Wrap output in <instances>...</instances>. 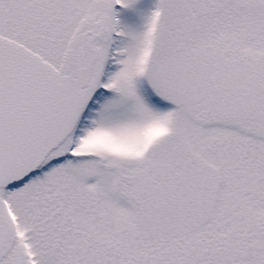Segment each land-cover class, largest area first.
Returning <instances> with one entry per match:
<instances>
[{
	"label": "snow or ice",
	"instance_id": "snow-or-ice-1",
	"mask_svg": "<svg viewBox=\"0 0 264 264\" xmlns=\"http://www.w3.org/2000/svg\"><path fill=\"white\" fill-rule=\"evenodd\" d=\"M0 264H264V0H0Z\"/></svg>",
	"mask_w": 264,
	"mask_h": 264
}]
</instances>
